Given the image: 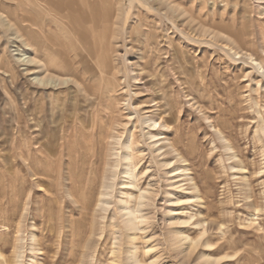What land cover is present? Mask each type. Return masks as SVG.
<instances>
[{"label":"rangeland","instance_id":"obj_1","mask_svg":"<svg viewBox=\"0 0 264 264\" xmlns=\"http://www.w3.org/2000/svg\"><path fill=\"white\" fill-rule=\"evenodd\" d=\"M4 1L21 17L16 0ZM130 1L116 53L130 88L117 97L130 95L134 119L136 112L149 116L147 104L170 125L169 141L199 189L200 201L189 209L201 214L210 233L194 251L175 240L167 212L180 207L168 203L165 173L153 167L158 196L148 230L140 233L138 258L145 264H205L208 254L225 256L219 264H264V140L256 137L264 122V76L243 53L235 55L240 50L231 41V34H243L254 44L245 48L264 60V0H133V8ZM16 31L0 29V57L6 59V71L0 70V264H12L19 253L23 264H127L125 237L119 262H113L109 222L119 213L121 180L112 176L111 141L98 134L99 101L84 94L67 70L45 72L36 62H19L23 54L35 55ZM47 75L57 78L56 86L40 89L33 80ZM127 115L122 108L116 118ZM222 136L237 159L229 160ZM146 150L139 167L144 172ZM91 190L95 198L87 206ZM103 192L113 196L104 198L112 202L107 212L98 206ZM184 230L191 238L199 235L196 228ZM207 241L212 250L204 247Z\"/></svg>","mask_w":264,"mask_h":264},{"label":"bare ground","instance_id":"obj_2","mask_svg":"<svg viewBox=\"0 0 264 264\" xmlns=\"http://www.w3.org/2000/svg\"><path fill=\"white\" fill-rule=\"evenodd\" d=\"M16 1L21 8V12H19L21 17L16 16L15 11L12 13L8 4L4 0H0V29L16 28V32L21 34L18 35V38H21L24 46L27 47L25 50L28 49L34 53L36 59L24 58L26 54H23L19 57V62H23L26 66H31L36 62L45 72L57 71V69L67 70L68 76L78 83L84 94L96 97L99 101L100 109L97 111V116L102 121L99 126L96 123L98 126L96 127L103 142L106 138L111 141V156L114 159V161L112 160V176L113 179L120 177L121 180L120 195L122 197L119 199V213L114 212L109 222L114 235L112 254L115 259L113 262H119L120 242L125 237L130 241L127 264H145L138 258V240L143 239L140 233L145 234L148 230L151 210L155 205L156 196H158L153 184L156 174L150 173L153 167H156L153 169L156 170V173L160 170L165 173L166 182L170 188L165 196L168 203L171 206L180 207L179 209H169L167 212L171 217L170 225L176 227L173 237L177 242L187 243L190 251L197 249L200 243H203L201 240H204L206 235L209 237L210 233L206 229L207 223L202 221L203 219H198L201 214L189 209L193 207V204L200 201L199 189L194 184L193 178L189 177V168L183 165L186 161L180 156V151L178 152L170 142L171 140L169 141L167 132L170 131V125L166 120L160 121L162 117L156 119L157 113L154 115L151 106L147 104L144 105V108H147L144 112L149 116H140V113L136 112L137 115L134 119L135 113L132 112L133 106L131 105V98H129L130 95L117 97V92L120 89L124 90L129 86L126 79L123 81L122 71L116 62L117 44L123 38L122 28L128 20L126 0ZM144 1L147 2V0ZM130 6L133 8V0L130 1ZM53 27L56 28L57 32H54ZM231 35L233 39L231 41H234L232 44L235 43L234 45H237V49L240 50L235 52V55L240 52L243 53L251 60L254 68L258 69L259 73L261 72L264 76V60L254 58L255 54L251 52L252 50L245 48L248 42L250 47L251 41L243 34ZM253 45L251 44V49ZM45 56L51 57V60L48 61ZM1 69L6 71L4 55L0 57ZM31 74L34 75L36 72ZM55 79H57L55 76L47 75L40 79L36 76L33 81L40 89H47L56 86ZM66 81L63 80V82ZM154 107H158L157 103ZM122 108L128 111L126 120L116 118L117 113L121 117ZM258 127L260 128L256 131V137L262 141L264 140V122L262 126ZM221 139L226 142L225 149L230 152L229 160L237 159V155L225 137L222 136ZM146 147L150 158L146 161L149 165L144 172L139 167L141 162L146 159ZM231 170L243 171L244 168L232 166ZM148 173L151 174L147 177L149 180L142 185V180ZM95 179L92 177V180ZM114 188V184L107 187L112 192L115 191H113ZM81 195L83 194L81 193ZM94 196L95 192L92 190L88 195L86 193L87 206L92 205ZM111 196L110 192L100 194V199L97 201L98 206H101L103 211L107 212L112 205L111 201H106L104 198ZM254 216L251 215V222ZM186 227L198 229V237L191 238L184 230ZM35 240L36 237L33 235L32 241ZM204 247L208 250L213 249L209 241L204 244ZM31 250L35 253L37 249L32 247ZM23 258L22 253H19L12 260V264H23ZM224 258L225 256L213 257L206 254L203 255L202 260L205 264H219Z\"/></svg>","mask_w":264,"mask_h":264}]
</instances>
